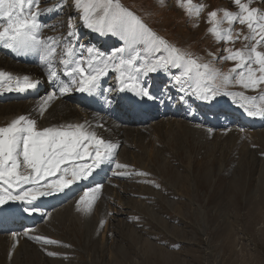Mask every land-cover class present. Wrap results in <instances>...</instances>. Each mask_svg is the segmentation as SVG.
I'll return each mask as SVG.
<instances>
[{
    "label": "rangeland",
    "instance_id": "rangeland-1",
    "mask_svg": "<svg viewBox=\"0 0 264 264\" xmlns=\"http://www.w3.org/2000/svg\"><path fill=\"white\" fill-rule=\"evenodd\" d=\"M120 2L170 45L222 73H229L235 66L234 61L221 59L228 55L226 49H242L248 43L243 38L233 44L218 42L209 32L208 13L223 9L237 11L233 0H193L194 6L204 5L199 17L189 16L180 6L186 0ZM47 3L56 22L54 35L61 45L67 39L69 17H73L76 44L92 46L102 54L123 47L120 40L110 50L99 47L108 35L80 26L75 0H48ZM251 6L264 10V0H254ZM39 9L46 10L41 6ZM47 15V11L41 14ZM223 27L228 25L225 23ZM233 27L248 34L246 26L236 23ZM3 48L0 44V54H10L9 48ZM258 50H264V44ZM62 51V47L57 48L59 57ZM81 52L86 61V51L81 48ZM161 82L160 90H170L165 81ZM0 86V90L6 89L3 80ZM146 86L152 85L147 82ZM183 89L188 91L186 78ZM226 91L234 93L241 102L247 97L252 101L247 103L249 109L264 107V83L255 89L233 83ZM176 95L173 91L168 99L161 98L159 103L167 100L164 114L171 113L169 103L180 106ZM225 96L229 99L233 95ZM184 98L196 113L198 97L185 95ZM190 117L181 111L175 118L185 121L191 130H207L202 133L207 139L201 142L191 133L181 136L175 127V134L181 139L179 144L157 136V132L145 136V140L138 136L122 138L126 149L122 159L116 161L128 167L111 168L102 180L107 189L95 196L92 209L78 213L80 216L74 212L67 214L73 217L72 224L63 221L57 222L60 227L55 230L40 231L38 227L30 230L27 243L18 246L15 264H87L89 259L94 264H264V124L250 130L246 124L235 130L218 124L217 128H207L204 118ZM136 140L147 144V153L143 154L145 165L139 159L142 151ZM150 152L155 155L150 157ZM163 158H167L166 163L162 162ZM181 174L187 175L185 180ZM110 189L112 193H108ZM47 221L41 224L51 227V221ZM85 224L90 230H84ZM47 240L56 243H47ZM74 256L80 260L68 259Z\"/></svg>",
    "mask_w": 264,
    "mask_h": 264
},
{
    "label": "snow or ice",
    "instance_id": "snow-or-ice-1",
    "mask_svg": "<svg viewBox=\"0 0 264 264\" xmlns=\"http://www.w3.org/2000/svg\"><path fill=\"white\" fill-rule=\"evenodd\" d=\"M39 3L40 0H0V19L6 21L0 24V44L22 54L39 53L53 81L58 79L55 70L57 48L62 47L59 63L65 70L64 75L72 78L69 85L59 86L62 93L74 86L80 93L93 95L101 88V79L109 70L119 73L117 79L123 86L121 91L126 90L146 98H151L150 92L141 84L140 77L173 69L183 70L181 74L173 73L175 83L181 84L182 78H187V81L192 82V94L203 100L215 98L221 92L224 95H235L226 91L233 83L246 89H255L264 83V50H258L264 44V10L252 7L254 0H233L237 9L235 12L223 9L208 13V23L211 25L209 32L218 42L233 44L241 38L248 42L242 49H226L228 55L221 59L235 62L229 73L201 64L191 54L170 45L148 28L139 16L124 7L120 0H75L74 7L83 26L100 35L117 37L123 42V47L102 54L92 46L76 44L77 33L71 23L73 17H69V31L63 45L56 37L41 38L42 28L46 25H42L39 16L52 9L40 10ZM180 6L185 8L189 16L194 14L197 17L204 8V5L194 6L193 0L181 2ZM225 23L227 28L223 27ZM236 23L246 26L248 34L245 35L242 30L237 31L233 27ZM76 47L86 51V61L83 52L77 57ZM4 78L15 79V90L21 92L35 89L40 83L29 76L21 80L9 73L0 72V81ZM56 94L54 89L42 99L41 111L46 110ZM248 114L264 115V108H250ZM117 148V144L106 142L94 131H89L86 124L38 130L35 119L24 115L18 117L8 126L0 127V208L8 201L31 205L39 197L62 192L74 182L88 179L102 165L114 162ZM22 165L24 171H20ZM127 167L115 162L117 169ZM53 177L57 178L50 179ZM24 185L32 187L25 190ZM100 190L101 186H95L86 191L79 204L87 203L78 210L89 212L95 199V196H90V192ZM46 242L56 243L51 240Z\"/></svg>",
    "mask_w": 264,
    "mask_h": 264
},
{
    "label": "bare ground",
    "instance_id": "bare-ground-1",
    "mask_svg": "<svg viewBox=\"0 0 264 264\" xmlns=\"http://www.w3.org/2000/svg\"><path fill=\"white\" fill-rule=\"evenodd\" d=\"M47 2L48 0H41L39 6L44 7L46 9H51V7L49 8V6H47L48 4ZM207 3L208 1H206V6L207 8H209V5ZM47 14H48L47 16L45 17L43 16L44 18L41 15L39 16V21L42 23V25H46L45 27L42 28L41 38L55 37L54 28L56 22H54L55 20L53 17V11H47ZM1 20L2 19H0V21ZM46 20H49V22H47ZM80 26H82L81 23ZM102 41L104 43L100 44L99 47L104 46V50L107 49L110 50L112 49V47H114V43L116 41H119V39L117 37L111 38L108 35V37L106 39H103ZM11 53L13 54L11 55ZM75 53L77 57H79L80 55L79 50L75 49ZM55 70L57 72L58 79L56 81H53V78L48 75V69L43 66L40 60L39 53L22 54L13 49H10V54H5V53L0 54V72L9 73L11 74L12 77L20 78L21 80L24 76H29L32 80L40 81L37 88L29 89L21 92L15 90L16 88L15 79L13 80H9L7 78L3 79V83L6 85L5 86L6 89L0 90V125L6 127L9 124H11V122H13L15 119H17L22 115L35 119L37 121L38 130H42L47 127H59L60 126L59 124L64 126L66 125V123L72 125L86 124L89 131H94L96 134H103L105 135V137L109 142L118 145V148L116 149L114 156V162L111 164H107V169L105 172H107L108 169L114 167L115 162H117L116 161L117 159L120 158L122 159L121 156L124 155V151L126 149V143L123 142L122 140V138L124 137L127 138L132 137L134 139L136 136H138L141 137L140 139L145 140V136L154 135V133L157 132L158 134L157 136L162 135V137L167 138L169 142L179 144L180 143L179 141L181 139L179 138V136L175 134L174 131L175 129L173 128L175 127L177 129L176 132L179 131L181 136L183 134L187 136L188 134L191 133L194 135L195 139H198L201 142L202 139H207L205 138V136L203 137L202 134L207 130L206 131L204 130L201 131L199 129L191 130V127L188 124H186L185 121L184 122L176 121L175 118L176 115L179 116V113L181 112L180 106L172 105L170 106L171 113L164 114L165 111L164 103L166 101H164L163 103H159V102L161 98L162 100H165L167 99V97H170L172 92L165 91L166 89L164 91L160 90V85L162 84V82L159 81V79L153 78V76L150 75L152 73L149 74L150 83L152 84V86L151 88L146 87V90L150 92V96L155 100L156 108L148 116H144L142 114H136L133 111H129L126 105L122 102L124 98L117 91L118 84L116 77L119 73H115L109 70L107 75L102 77L101 88H99L100 92L95 99V103L97 104V107L94 108L92 104L90 105L81 102V97L75 94L76 90L75 89L71 90V87H70V91H68L67 93H62L59 91V86L61 84L68 85L65 82H69L71 79H68L67 81L63 79L62 74L64 73L65 70L63 66L59 63L58 54L55 62ZM157 74H163L164 75L163 78H167V72L161 71V72H157ZM113 75L115 77H113ZM144 76L145 75L140 77V82L142 85L145 86ZM168 80L170 81V79ZM157 87L159 88L156 89ZM10 88H12L13 90H9ZM54 89L56 90L57 93L56 97L48 104L46 110L41 111L40 105L42 99L46 97V95L50 94ZM106 91L108 93H106ZM205 102L208 104L206 108H204ZM235 102L236 101H232V100L221 101L219 99H214L213 97H209L208 100H201V107L198 108L199 109L198 114L201 116H205L206 118L205 121H207L208 124L207 128L208 127L217 128L218 126L216 125L218 124L220 125L221 128L233 127L230 130H235L237 127L246 124V126H248L249 128L248 130H250L258 126L260 127V125L264 123V115H260V114L249 115L248 114L249 109H243L242 108L243 106L237 107L233 104ZM221 103L228 105L231 111L228 112L226 110L219 109ZM180 104H182L183 106L186 105V103L184 102ZM212 107L214 108V111L211 110ZM192 108L193 106L189 105V109H188L189 112H191ZM62 116L63 118L60 119ZM54 117H57L59 119H56ZM60 121L62 122L60 123ZM223 130L224 129H222V131ZM166 131L169 132V135H165ZM209 132L210 131H208V134L210 135ZM257 133L258 136L261 137L262 134L259 131H257ZM138 140H136V142ZM137 143L141 146V151H142V155L141 154L139 155V159H141L142 164L145 165L146 162L144 161L143 154L146 155L147 153V144H143L142 141H138ZM152 155L150 152V157ZM162 162L166 163L167 158H163ZM20 170H24L23 165ZM58 175L59 174H57V177ZM103 176L104 174L101 176L102 179ZM181 176L185 180L187 175L183 176L181 174ZM57 177H53L50 179H55ZM97 182L100 183L99 180ZM94 185L95 184L93 183L87 186L85 185L84 188L81 190L72 189L64 197V201H59V203H56L55 201V204H51V202L45 200V201H40L35 206L33 205L32 207H34L38 211H41V213L44 214L42 219L37 222L36 221L27 222L24 220L20 221L18 219V214L15 215L7 214L3 216L0 214V264H12L14 262V256H16V253L19 252L20 249V248L18 249V246L27 243V238L30 237L31 235L30 230L34 229L35 227H38L40 231H45V230L51 231V230H55V228L60 227V225L57 222L64 221L66 223L72 224L73 217L70 218V216H67V214L72 215V213L74 212L76 216L81 215V214L79 215L78 213H81L82 211L78 210V208H83L87 203V201H85V204H79L80 198L84 195L86 191L95 187ZM29 187H32V185L23 186L25 190H27ZM105 189H107V185L106 187L104 186V188L101 186V191L99 192L96 193L90 192V196H97L100 193H102V191H104L105 193ZM111 190L112 189H110L108 193ZM13 194H15V192ZM43 197H47V196H43ZM40 198L42 197H39L37 201ZM95 200L96 199H94L93 201ZM14 202L15 201H8L4 205L8 208H11ZM25 204L26 202H23V204L20 207V213L22 214L27 212L25 211V209H32L31 206H27ZM81 217L83 219V216ZM95 218L93 219L95 220ZM47 220L51 221L50 223V225L52 224L51 227L41 224V222L43 223L44 221L45 223V221ZM86 224L84 226V230H90L89 226L86 228ZM62 259L66 260L64 257H62ZM68 259L76 262L80 260L78 259L77 256H74L72 258L70 257ZM83 264L85 263L83 262ZM87 264H94V261L89 259Z\"/></svg>",
    "mask_w": 264,
    "mask_h": 264
}]
</instances>
